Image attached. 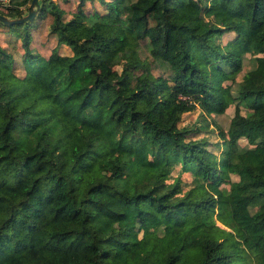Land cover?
<instances>
[{
  "label": "trees",
  "instance_id": "trees-1",
  "mask_svg": "<svg viewBox=\"0 0 264 264\" xmlns=\"http://www.w3.org/2000/svg\"><path fill=\"white\" fill-rule=\"evenodd\" d=\"M30 2L7 0L0 14L20 17ZM36 6L32 19L0 21L14 39L12 48L0 42V248L13 223L35 230L31 195L46 179L51 219L38 256L11 245L0 264H264L256 247L264 236V151L249 146L264 140V0ZM152 86L165 94L139 106ZM229 104L221 126L216 117ZM196 109L203 123L180 126ZM209 124L213 142L189 135ZM96 192L118 198L139 220L148 211L137 205L148 202L177 226L198 208L211 227L193 223L133 249V228L113 226L88 206L103 205Z\"/></svg>",
  "mask_w": 264,
  "mask_h": 264
},
{
  "label": "rangeland",
  "instance_id": "rangeland-1",
  "mask_svg": "<svg viewBox=\"0 0 264 264\" xmlns=\"http://www.w3.org/2000/svg\"><path fill=\"white\" fill-rule=\"evenodd\" d=\"M7 0H0V8L5 7ZM87 8H92L91 3H87ZM231 36L230 34L225 35L224 41ZM13 38H7L4 34L0 32V42L12 48ZM61 51L67 53L69 49L66 46L61 47ZM18 54L16 53V60H18ZM248 56V55H247ZM250 64L249 61L244 60L243 63V70L248 67ZM117 70L119 66H116ZM15 71L18 74L23 73V69L19 63L15 65ZM241 75V73H240ZM165 94L164 88L162 86H152L146 93H144L138 100L139 106H149L153 98L156 95H163ZM234 110V104H229L226 108L224 115L216 117V121L221 125L225 126L226 124V117L232 115ZM203 122L200 121L198 110H193L186 112L182 115L180 120V126L184 128H196ZM206 130V131H205ZM201 130V131H191L189 135L194 137H198L203 140V138L213 142L216 139V127L214 125L209 124L208 130ZM214 130V131H210ZM240 145H245L246 141L244 139L239 140ZM247 145V144H246ZM251 153H257L264 151V140L260 144L257 145H249ZM236 177L235 175L233 176ZM185 184L187 185L191 178L183 177L182 178ZM51 184L50 179H46L44 181H40L37 185L36 190L31 195L32 200L38 205L39 210L34 213L32 217V224L35 227V230L32 232L25 231L19 224L13 223L8 227L9 237L3 241L2 247L0 248V258L4 257L5 250L9 246H13L19 250H25L32 256H38L40 253L39 248V240L41 236V228L49 223L51 216H50V208H51V200H49L47 196V188ZM95 196L103 202V205H94L88 204L90 209L94 210L100 219L108 220L113 226L116 227H131L134 229V234H132V239L136 242V245L133 247L138 246V243L143 244L146 247H150L154 244H157L165 235H170L175 233L178 230L184 229L188 227L190 224L196 223L200 227L203 228H210L211 221L206 217L202 218V215H205L206 211L198 209V208H190L185 212L184 218L185 223L182 226H177L174 223V220L170 217L163 215L162 213L156 211L152 205L148 202H141L137 206L138 208H143L148 211V215L145 217L144 220H139L135 214L131 211L129 206H125L121 200L115 198L108 193L105 192H96ZM211 209L214 206L210 207ZM202 214V215H201ZM235 238L237 240L242 241L245 247L251 244L250 241L244 239L242 232L234 231ZM258 250L264 252V236L261 237L256 244Z\"/></svg>",
  "mask_w": 264,
  "mask_h": 264
},
{
  "label": "water",
  "instance_id": "water-1",
  "mask_svg": "<svg viewBox=\"0 0 264 264\" xmlns=\"http://www.w3.org/2000/svg\"><path fill=\"white\" fill-rule=\"evenodd\" d=\"M36 3H37V0H31L28 11L20 17H8L3 14H0V21L4 24H13V23H19L25 20L32 19L37 12Z\"/></svg>",
  "mask_w": 264,
  "mask_h": 264
}]
</instances>
